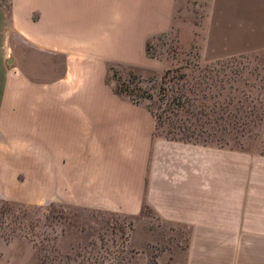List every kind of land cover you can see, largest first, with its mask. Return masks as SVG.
Returning <instances> with one entry per match:
<instances>
[{"label": "crops", "instance_id": "crops-1", "mask_svg": "<svg viewBox=\"0 0 264 264\" xmlns=\"http://www.w3.org/2000/svg\"><path fill=\"white\" fill-rule=\"evenodd\" d=\"M177 0H7L0 5V201L137 217L187 232L181 264H264V172L207 202L204 148L155 137L115 93L110 66L141 67ZM217 57L264 49V0H207Z\"/></svg>", "mask_w": 264, "mask_h": 264}, {"label": "rangeland", "instance_id": "rangeland-1", "mask_svg": "<svg viewBox=\"0 0 264 264\" xmlns=\"http://www.w3.org/2000/svg\"><path fill=\"white\" fill-rule=\"evenodd\" d=\"M206 6L177 0L171 30L147 41L146 64L110 66L106 82L151 110L159 141L204 148L207 202H228L236 181L264 172V49L217 57ZM186 241L148 206L131 217L0 201V264H181Z\"/></svg>", "mask_w": 264, "mask_h": 264}, {"label": "trees", "instance_id": "trees-1", "mask_svg": "<svg viewBox=\"0 0 264 264\" xmlns=\"http://www.w3.org/2000/svg\"><path fill=\"white\" fill-rule=\"evenodd\" d=\"M0 5L4 8V9H8V3H6L5 5H3L2 3H1V1H0ZM146 51H147V48H146ZM147 55V54H146ZM128 90L127 89H120V88H117V89H115V93H117L118 95H126L128 98H129V100L131 101V102H133L134 104H139V101L138 100H136V99H134V98H132V94L131 93H128L127 92Z\"/></svg>", "mask_w": 264, "mask_h": 264}]
</instances>
